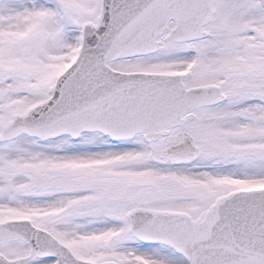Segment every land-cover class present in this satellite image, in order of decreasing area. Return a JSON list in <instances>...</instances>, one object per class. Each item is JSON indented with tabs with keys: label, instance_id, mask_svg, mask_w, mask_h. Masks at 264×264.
<instances>
[{
	"label": "snow or ice",
	"instance_id": "snow-or-ice-1",
	"mask_svg": "<svg viewBox=\"0 0 264 264\" xmlns=\"http://www.w3.org/2000/svg\"><path fill=\"white\" fill-rule=\"evenodd\" d=\"M0 264H264V0H0Z\"/></svg>",
	"mask_w": 264,
	"mask_h": 264
}]
</instances>
